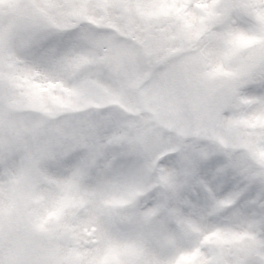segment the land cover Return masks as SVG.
Listing matches in <instances>:
<instances>
[{
    "label": "rangeland",
    "instance_id": "obj_1",
    "mask_svg": "<svg viewBox=\"0 0 264 264\" xmlns=\"http://www.w3.org/2000/svg\"><path fill=\"white\" fill-rule=\"evenodd\" d=\"M141 15L177 16L185 30L163 42L152 32L147 40L125 42L126 35L139 39L142 34L89 15L87 8L69 23L48 14L43 22L27 13L21 0H0V169L5 171L0 170V264H148L147 246L114 248L99 258L97 229L84 226L101 206L127 215L130 203L125 200H134L131 170L108 175L112 145L126 141L116 127L128 130L122 128L129 137L125 150L137 144L161 157L171 154L177 150L171 143L175 137L190 141L215 134L219 95L222 90L231 93L241 72L197 52L196 39L205 29L198 30L195 18L177 7L176 0H164L158 9L141 10ZM81 19L100 34L67 49L34 54V47L53 32H43L44 25L70 31ZM256 40L240 37L238 51ZM187 46L194 47L189 51ZM10 53L20 65L3 71ZM47 85L51 87H42ZM89 101L101 109V118L94 111L57 117L60 110L67 113ZM24 108L41 110L43 116L14 111ZM246 126H264V121ZM240 131L235 130L237 139ZM74 156L78 163H65ZM257 157L264 160V152ZM21 160L31 169L18 182L15 168ZM137 179L140 184L142 179ZM19 183L24 184L20 192ZM20 197L25 200L20 202ZM12 198L16 202L11 204ZM122 228L131 231L135 226L125 223ZM183 264H193V259L187 257Z\"/></svg>",
    "mask_w": 264,
    "mask_h": 264
},
{
    "label": "snow or ice",
    "instance_id": "obj_2",
    "mask_svg": "<svg viewBox=\"0 0 264 264\" xmlns=\"http://www.w3.org/2000/svg\"><path fill=\"white\" fill-rule=\"evenodd\" d=\"M163 2L35 0L24 9L69 23L87 8L89 15L122 28L135 27L141 34L151 31L163 42L185 30L177 16L141 15V10L158 9ZM176 6L195 18L198 30L205 29L196 41L197 52L241 74L228 99L214 109L215 134L190 141L175 137L171 143L177 150L161 158L137 144L112 150L108 175L131 170L129 182L140 195L130 202L127 215L101 206L84 226L97 229L99 258L114 248L147 246L148 264H183L187 257L193 264H264V160L257 157L264 152V126H246L264 121V15H258L264 14V0H176ZM98 34L81 19L74 30L52 32L33 51L42 56ZM240 37L259 43L231 62ZM78 162L75 156L65 161ZM144 176L156 184L151 190L144 191L138 183ZM125 223L135 228L125 231Z\"/></svg>",
    "mask_w": 264,
    "mask_h": 264
}]
</instances>
